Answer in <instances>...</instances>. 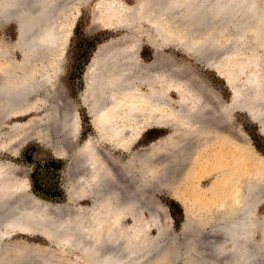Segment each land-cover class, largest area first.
<instances>
[{
	"label": "bare ground",
	"instance_id": "1",
	"mask_svg": "<svg viewBox=\"0 0 264 264\" xmlns=\"http://www.w3.org/2000/svg\"><path fill=\"white\" fill-rule=\"evenodd\" d=\"M81 1L0 0V27L9 22L17 27V40L12 44L3 40L0 45V61H5L0 63V147L11 148L15 141H21L33 132H43L46 136L40 134V137L46 143L51 134H56L57 150L73 149L75 157L78 156V161L74 159L71 167L72 173L67 176L70 200L59 205H52L30 192L23 176L25 169L0 160V262L9 264L12 259L18 264L26 259L18 250L19 242L7 243L14 245L10 257L6 245V248L2 246L3 240H8L12 233L21 232L39 233L64 245L60 257L46 254L43 264H167L169 260L166 263L145 259L143 250L136 251L138 255H131L132 241L137 245L144 242L141 232L144 221L138 219V215L146 202L144 197H135L128 190L130 162L119 159L91 140L83 147L76 145L79 136L77 116L61 77L69 28L73 25V12L69 14V10L73 11ZM115 8L129 20L128 26L135 27L136 19L147 22L152 29L146 34L147 40L155 53L151 62L143 60L139 55L142 43L131 35L122 42L113 41L99 48L86 73L84 96L93 125L102 138L125 151L147 129L171 127L172 133L146 148V156L159 154L163 158L158 165L161 171L158 177L163 178L172 164V174L180 179L190 177L197 166L207 171L211 163V169H220L223 178L200 196L205 204L202 208L197 207L200 198L189 205L178 191L173 194V198L182 203L188 223L185 222L182 228L194 230L192 254H197L200 245L208 242L210 260L204 264H264V174H261L264 169L254 162L248 163L246 168L244 162L238 160L245 158L240 154L244 148L251 154L254 148L248 142L244 143V139L242 141L243 134L240 135L237 129L233 131L231 123L223 126V121L209 119L204 114L215 95L210 88H203L207 92L205 95L200 92L201 87L200 91L189 90L188 98L185 97L188 88L177 79L188 75L183 73L181 76L176 63L172 65L170 60L171 66L164 64L167 60L164 62L163 54L158 51L162 42H177L208 61L219 58L224 61L226 54L252 42L248 34L253 37L255 46H264V0H138L134 6L120 4ZM231 30L236 41L229 45L228 42L233 40L232 35L228 36ZM201 39L206 41L205 46L209 44L208 49H202L203 44L199 46ZM215 40L223 44L219 50H215L218 47ZM14 50L18 51L20 59H15ZM219 75L225 76L221 70ZM254 78L256 76L250 79L254 81ZM253 81L250 80V84ZM227 84L233 93L232 109L247 112L264 135V104L251 99L258 92L257 86L248 91L247 85L240 92L243 85L239 82L235 85L227 80ZM184 86L185 90H182ZM251 90L253 93L250 94ZM174 93L176 100L172 97ZM217 104L221 106L220 100ZM33 112H42V115L32 116L24 124L6 123L9 117L19 118ZM3 137L9 142L5 144ZM214 139L235 143L239 151L230 162L235 166L223 169L226 155L233 153L226 154L221 149L216 154L204 151ZM144 151L139 154L144 155ZM143 155L137 158L140 172L148 162ZM150 163L154 168L155 164ZM226 173L231 175L227 177ZM78 199H87L89 205H75ZM126 214L134 219L131 227L125 224ZM151 216L154 219L152 213ZM31 249L27 251L30 258L32 252L35 253V249ZM72 252L75 263L62 255Z\"/></svg>",
	"mask_w": 264,
	"mask_h": 264
},
{
	"label": "rangeland",
	"instance_id": "2",
	"mask_svg": "<svg viewBox=\"0 0 264 264\" xmlns=\"http://www.w3.org/2000/svg\"><path fill=\"white\" fill-rule=\"evenodd\" d=\"M137 1L138 0H82L79 4H77V7H75L73 11L69 10V14L73 12V25L69 28L70 37L68 39L67 49L65 52L64 72L61 77V83L65 89L67 98L70 102H73V107H75L79 134L76 145L78 147H83L85 143L91 140V142L94 141L99 143L101 147L109 150L119 159L130 162V176L129 180L127 179V187H129L128 190L133 192L132 195L135 197H144L146 202L142 213L138 215V219H142V221H144V228L141 230L144 234V242L143 244L137 245V243L132 241V256L138 255L137 253L140 252L139 250H143L145 259L152 260L153 262H157V260L166 262V260H169L168 263L166 262L167 264H204V261L210 260L208 242L200 245V249L207 252V254L200 249L197 254H192L195 239L193 237L195 236L194 230L191 231L190 229L182 228V225L186 222L184 208L181 202L173 198V194L175 191H178L180 195L185 197V200L189 205L193 204L196 199L199 200L200 196L208 193L214 184L223 179L222 175L219 173L220 169L212 170L210 166L212 165L211 163L208 165L209 167L207 171L206 169H202V167L197 166L194 169L195 171L193 170L190 174V177L184 176V178L182 177L179 179L172 174L174 167L172 164L169 165L167 170L168 172L163 176V178L158 177V172L161 173L160 169H158V165H161L160 161H162L163 158L159 156L158 153V156H155V154L146 156V148H149L154 142H157L166 135L172 133L173 129L168 126H156L149 128L142 133L137 140L132 142L128 150L125 151L122 148L115 147V145L108 139L101 137L93 125L92 117L88 112L87 105L84 100L87 89L86 73L92 65L95 54L100 47L110 44L113 41L116 43L122 42L126 37L130 38L129 36L131 35L139 38L142 43L139 51V55L142 59L146 62H151L153 60L155 51L147 40L146 34L149 33L148 30L151 29L147 25V22H145V20L136 19V23L134 22L136 24L135 27L130 25L128 26L126 23L129 20L127 18L124 19V15L122 16L121 12L115 8L120 4L124 7H131L134 6ZM15 26V23L9 22L4 25V27H0V45L3 40L9 44H12L17 40V31L15 32ZM234 34L233 30H231L228 34V36L232 35L231 37H233V40L231 39L228 42L229 45H232V41L235 40V37L233 36ZM248 39L252 42L242 47L239 46L234 50V52H230L229 55L226 54L224 61L221 58H219L220 60L218 61L214 60L215 62L212 60L208 61L206 57H203L205 58L203 59L193 52L195 50L192 51L189 47H183V45L177 42L174 44L162 42L159 44L158 51L163 54V61L165 62L167 60L164 64H169L171 66L172 63H176V68H181V70L177 69L178 73H180L181 76L183 73H186L189 76L190 79L187 78L188 76L186 75V77L185 74L184 76L187 79L182 77H179L181 78L179 80L177 79L179 84H186L185 86L188 88L187 91H185L187 94L185 95L186 98H188L189 90L192 91L197 89L200 91L202 88V91L200 92L205 95L207 92L203 88L208 87L225 101H229L231 88L228 86L227 80H230L235 85L237 82L243 85L240 92L243 91L242 89H246L247 85L248 87H251L250 89L253 87V89H256L255 86H257V91H264V46H255L253 44V37L250 34H248ZM228 44L226 46H228ZM13 55L15 59H20L18 51L14 50ZM197 59L207 61L204 64ZM169 60L171 64L168 62ZM0 63H5V61H0ZM182 69H185V71ZM220 70L225 76L219 75ZM178 73L177 75H179ZM251 74L253 77L256 76V78H254L256 80L253 81V79H250L252 77ZM184 79L190 81L187 82ZM183 80L186 82L184 83ZM250 80L253 81L251 82L252 84H250ZM185 86L181 87L182 90H185ZM172 97L174 100L177 99V95H175V93ZM172 105L174 107L176 106L175 103ZM41 115L42 112H33L19 118L9 117L6 120V123L24 124L30 117ZM233 115L234 118L230 124L231 129H237L240 135L243 134L241 136L242 141L244 139V143L246 141L254 148L253 154H251V151L247 152L244 148L242 150L243 152H240V154H242L243 157L245 156V158L239 157V162H244L243 164L246 165V168H248V163H258L259 167L264 169V135L258 130V128H260L259 125L249 119L244 111L235 109L233 110ZM133 127L137 128V126ZM40 134L46 136L43 132H40ZM40 134H35V132H33L32 134L22 138L23 140L20 139L21 141H15V143L12 144V149L2 145V147H0V160L3 162L13 163L16 166L25 169L23 176L26 179L28 188L32 194L36 196L39 195L38 197L42 196L44 200H47L52 205L64 204L69 202L71 195L69 193L70 187L67 176H69V172L72 173L71 167L73 166L74 159H76V162L78 161V156L75 157V151H72L73 149H69L67 151L64 149L57 150L56 146L58 145V142L57 137L55 136L56 134H51L50 141L48 139L49 137L47 138V143L40 137ZM2 140L5 144L8 141V139L4 137ZM219 141L220 140L218 139L210 141L204 148V151L207 153L210 152L209 154L213 152L216 154V152H219L221 149L223 152L225 150L226 154L228 152L231 154L233 153V155H226V158L223 160L225 166L223 169L228 170L235 166V163L230 162L235 160L234 156L238 154L237 151L239 150L236 148L235 143L233 144L231 141ZM244 147H246V144ZM143 150H145L144 155L139 154L140 151L143 153ZM140 155L145 157V162H149V160L152 159L150 162H153L152 165H156H154V168L157 167L156 170L152 168L153 166H151L150 162H147V164L143 167V171L140 172V164L137 161V158H139ZM153 159L156 160V162ZM133 161L134 163L132 164ZM261 174H264V170ZM229 175L231 174L226 173L227 177ZM165 176L167 178H164ZM35 180L37 182H35V189H33L32 185ZM39 183L44 187L51 188L53 191L51 192L53 197H45V194H42V191L44 190H41L42 186ZM35 190L37 191L36 194L34 193ZM38 191H40V193H38ZM44 192L48 193L47 191ZM202 200L203 199L200 198L197 207H205ZM151 202L153 204L155 203L156 206L159 204L157 206L159 208ZM75 205H89V201L87 199H78L76 200ZM150 212L154 215V219L152 218ZM126 220L125 224L127 226L131 227L134 225V219L128 214H126ZM185 224L187 225L188 223L186 222ZM136 230H138V227H136ZM134 235L136 236V234ZM3 241V248L7 247L6 249H8L7 256H12V248L14 247V245L7 243L19 242L18 250L20 249L21 252H23L22 255L26 256V259H29H27L28 262L26 259L20 260L19 263L22 264L24 263L23 261L27 262L24 264H31L32 261L33 264H39V262L40 264H43L42 261L44 262V260L42 259L46 257V254L47 256L56 255L60 257L59 254L64 246L61 242L50 241L39 233L15 232L10 235L8 240ZM31 248L35 249L34 251L35 253L38 252V255L32 252L33 254H30L33 256L30 255V258L27 256L29 255V253L27 254V251L30 252ZM36 248L39 250H36ZM62 255L73 263L76 262L73 252L66 255L62 253ZM9 260V264H14L12 259ZM30 260L32 261L30 262ZM2 263L3 262L1 261L0 264Z\"/></svg>",
	"mask_w": 264,
	"mask_h": 264
},
{
	"label": "water",
	"instance_id": "3",
	"mask_svg": "<svg viewBox=\"0 0 264 264\" xmlns=\"http://www.w3.org/2000/svg\"><path fill=\"white\" fill-rule=\"evenodd\" d=\"M16 30H17V27L15 26V32H16ZM15 36H16V34H15ZM205 42L206 41H204L203 39H201L200 40V42L198 43V44H200L199 46H202V44H203V46L201 47L202 49H208L209 47V44H207L206 46H205ZM214 43H216L215 45L216 46H218V47H216L215 48V50H219V47L221 48L222 47V43L218 40H215V42ZM197 60H199L200 62H202V63H204L205 64V60H201V59H197ZM209 64V63H208ZM225 85H226V83H225ZM241 85V84H240ZM240 88H241V86H240ZM211 89V88H210ZM249 89H250V86H249V88H247V90L249 91ZM253 89V88H252ZM212 90V89H211ZM229 90H230V88H229ZM213 91V90H212ZM214 92V91H213ZM247 92V91H246ZM251 92L253 93V91L251 90L250 91V94H251ZM255 92L256 91H254V94H255ZM214 94L215 95H213L212 96V98L210 99V101H209V105H207L208 106V108L204 111V114L206 115V116H208L209 117V119L211 118V117H213V118H215V120H218V121H223V126H225L226 124H229V123H231V121H232V119L234 118V115H233V107H231V104H232V96H233V93L231 92V90H230V96H229V101H225L223 98H221L219 95H217L215 92H214ZM264 91H258L257 93H256V96L254 95L251 99H254V102L255 103H261L262 102V104H264ZM218 100H220V103H221V106L219 107L218 106V104H217V101ZM248 102L247 101H245V104H247ZM243 107L245 108V109H247L246 108V105H243ZM248 110V109H247ZM246 113V115H247V117L250 119V117H249V114L247 113V112H245ZM263 116H264V113H263ZM258 130H259V128H258Z\"/></svg>",
	"mask_w": 264,
	"mask_h": 264
},
{
	"label": "flooded vegetation",
	"instance_id": "4",
	"mask_svg": "<svg viewBox=\"0 0 264 264\" xmlns=\"http://www.w3.org/2000/svg\"><path fill=\"white\" fill-rule=\"evenodd\" d=\"M35 182H37L36 180L34 181V183H33V185H32V188L33 189H35ZM40 184V183H39ZM41 185V184H40ZM42 186V185H41ZM41 190H44V191H47L48 193H45L44 191H42V194H45V197H47V198H51V197H53V195H52V193L51 192H53L52 191V189L51 188H48V187H44V186H42V188H41ZM34 192V191H33ZM35 194L37 193V191L35 190V192H34ZM38 193H40V191H38ZM39 196V195H38ZM41 196V195H40ZM50 196V197H49ZM42 197V196H41ZM43 198V197H42Z\"/></svg>",
	"mask_w": 264,
	"mask_h": 264
}]
</instances>
